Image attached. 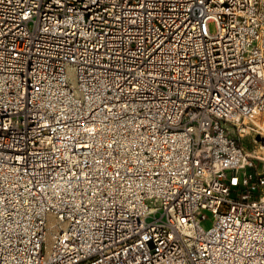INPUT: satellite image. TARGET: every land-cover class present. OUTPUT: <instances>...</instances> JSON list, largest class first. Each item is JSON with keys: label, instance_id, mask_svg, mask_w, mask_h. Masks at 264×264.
<instances>
[{"label": "built area", "instance_id": "2783aa9c", "mask_svg": "<svg viewBox=\"0 0 264 264\" xmlns=\"http://www.w3.org/2000/svg\"><path fill=\"white\" fill-rule=\"evenodd\" d=\"M0 264H264V0H0Z\"/></svg>", "mask_w": 264, "mask_h": 264}]
</instances>
